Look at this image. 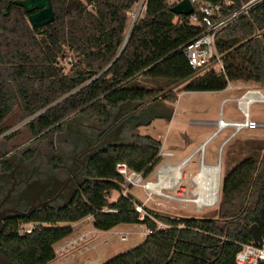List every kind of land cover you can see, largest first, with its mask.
I'll use <instances>...</instances> for the list:
<instances>
[{"label": "trees", "instance_id": "obj_1", "mask_svg": "<svg viewBox=\"0 0 264 264\" xmlns=\"http://www.w3.org/2000/svg\"><path fill=\"white\" fill-rule=\"evenodd\" d=\"M16 1L23 0H0V124L18 107L23 119H30L26 127L32 138L61 132L78 114L108 122V110L125 102L174 104L171 89L179 84H185V92H221L233 82L264 87V1L215 35L224 74L191 69L182 47L204 28L173 14L174 0H147L129 38L123 36L127 14L140 0H87L90 9L76 0H49L55 20L34 32ZM248 1L236 0L226 13ZM68 57L75 62L66 74L60 61ZM133 139L90 160L91 181L67 207L8 222L0 233V256L12 264H48L55 259L54 246L72 234L71 225L88 217L98 231L132 224L151 232L142 244L105 264H235L240 246L251 242L252 225L264 239V142H250L249 156L225 174L218 207L208 216L172 219L145 210L140 219L135 206L141 204L131 195L108 202L124 182L117 163L145 179L159 162V141ZM28 223L46 226L19 236V227Z\"/></svg>", "mask_w": 264, "mask_h": 264}, {"label": "rangeland", "instance_id": "obj_2", "mask_svg": "<svg viewBox=\"0 0 264 264\" xmlns=\"http://www.w3.org/2000/svg\"><path fill=\"white\" fill-rule=\"evenodd\" d=\"M76 3L87 5V0H76ZM88 8L90 9V7ZM143 13L144 6L139 2L127 14L128 20L125 23L123 36L125 35L129 38L132 30L138 25L139 18L143 16ZM55 24H51V26ZM31 29L34 32L35 29ZM74 62L75 59L71 57L60 61V66L63 67L64 73H70ZM184 85L179 84L171 89L177 98L174 104L163 102L165 108L171 110L173 113L169 121L154 119L147 126L140 125L131 132L129 130L127 138L128 143H134L136 141L133 139V136L151 137L161 143L160 149L163 148V150L174 154V158L158 162L152 173L145 178L147 181L155 182V171L161 164L180 165L184 163L183 161L187 160L180 171L181 181L178 189H176L177 191L173 190V193L169 192L167 194H172L178 198L194 200L195 198L191 195V192L197 186L193 184L192 179L198 174L201 163L203 162L205 165H219V183L221 185L225 174L249 156L250 145L248 146V144L250 142H264V129H244L231 137L234 133L232 128L223 127L218 129L216 125L220 117L227 122H241L243 120V116L236 110L234 103L222 104V101L231 95L222 92H185L183 91ZM262 90L264 91V87H262ZM156 101L162 102L161 99ZM154 103H146V105ZM249 116L251 120L263 123L264 104L252 105ZM28 121L29 119H23L18 107L14 108L12 113L0 124V139L4 138L5 141H10L9 145L26 143L32 138L26 127ZM208 139L209 141L206 142L203 153H196L195 150ZM182 190H185L186 194ZM201 191L200 193L203 194L204 191ZM128 194L141 204L138 207L141 208L142 215L147 210L153 214L172 219H190L208 216L217 209L220 198L218 191L216 203L205 207L202 205L200 207L203 208L197 210L192 203L156 197L148 199L143 189L139 187L129 189ZM118 196V192H112L108 197V202H114ZM65 226V224H59L57 227ZM158 226L164 225L158 223ZM89 230H92V226L90 221L87 220L74 227L73 233L69 237L54 246L55 259L48 264H105L116 256L124 254L142 244L146 237L142 235L146 230L142 225L122 224L106 232L96 230L98 233L95 236H92L91 233L86 235L81 234ZM125 233L128 234V238L126 241H121V235L123 236ZM0 264L12 263L5 261L0 256Z\"/></svg>", "mask_w": 264, "mask_h": 264}, {"label": "flooded vegetation", "instance_id": "obj_3", "mask_svg": "<svg viewBox=\"0 0 264 264\" xmlns=\"http://www.w3.org/2000/svg\"><path fill=\"white\" fill-rule=\"evenodd\" d=\"M147 106L143 103L134 110L128 109L116 124L128 120L127 126H131L129 118L141 119L150 112ZM112 119L109 116L108 122H93L78 114L65 122L61 132H49L21 145H9L10 141L0 139V233L10 221L28 219L44 210H61L72 194L75 197L88 182L85 165L94 144H86L83 132L92 136L93 131ZM127 132L129 129L126 135ZM76 143L80 147L75 153Z\"/></svg>", "mask_w": 264, "mask_h": 264}, {"label": "built area", "instance_id": "obj_4", "mask_svg": "<svg viewBox=\"0 0 264 264\" xmlns=\"http://www.w3.org/2000/svg\"><path fill=\"white\" fill-rule=\"evenodd\" d=\"M140 1L142 6L145 4L146 10L147 0ZM181 1L183 0H174V5ZM188 1L193 8V12L187 17L190 18V21L194 26L204 28V30L182 47L183 54L186 57L189 66L194 71L200 70L201 72H205L212 70L217 74H224V57L217 53L215 47V35L238 17L246 15L248 11L264 0H249L248 2L243 3L236 10L229 13L226 12L234 5L236 0H213V2H206L202 0ZM195 9L196 13H194ZM229 87L230 84L228 83L226 88ZM243 99L244 96L236 100L238 108L241 110V114L243 116V120L241 122H227L222 118H219L217 121L218 124H223L224 128H232L234 130L231 137L244 129H264V122L260 123L251 120L248 111L243 107ZM262 100L264 101V99ZM157 157L159 158V162H162L164 159L174 158V154L170 151H165L162 148L160 149ZM180 165H182V163ZM176 166L177 165L168 163L161 164L155 171L156 180L155 182H152L145 180L140 173L130 170L125 163H117L115 165V171L124 180L119 196L127 197L129 195V189L139 187L143 189L148 199L156 197L183 203H192L195 205L197 210L202 209L205 206L197 207L195 202H193V199H183L175 197L172 194H167L178 189V185L181 181V169L177 170ZM182 192L186 194L185 190H182ZM116 200H114V202ZM103 211L109 213L115 212L114 210ZM135 211L139 214V218L143 219L145 213L144 215L141 214L142 210L138 207V205L135 206ZM40 226L46 225L41 223L23 224L19 227L18 235H30L33 230ZM158 228L163 229L165 226H158ZM150 233V230L146 229L142 235L147 236ZM127 238V233L123 234V236L121 235V241H126ZM234 262L235 264H264V239L262 245H256L252 240L247 244L241 245L239 251L235 255Z\"/></svg>", "mask_w": 264, "mask_h": 264}, {"label": "water", "instance_id": "obj_5", "mask_svg": "<svg viewBox=\"0 0 264 264\" xmlns=\"http://www.w3.org/2000/svg\"><path fill=\"white\" fill-rule=\"evenodd\" d=\"M15 5L22 8L25 11V13L28 15V23L30 27L33 29H37L39 27L50 24L55 20L49 0L16 1ZM171 12L175 15L189 16L192 14L193 8L188 0H183L178 4L172 6ZM124 45L122 49L124 48ZM122 49L116 55V57L110 62V64L101 73H99L98 76H100L102 73H104L109 69V67L117 60ZM141 104L143 103H136V102L122 103L115 110H108V115L113 118L109 124H106L105 126L98 128V131H93L91 133L92 136L83 132V134L85 135V139L88 141V142L86 141V144H89L90 146L92 143H94L87 156L85 170H87L89 161L97 153L104 151L105 149L111 146L128 144V138L125 133L126 129L132 131L134 130L135 127H138L140 125L141 126L149 125L151 121L154 119H164L169 121L172 118L173 115L172 111L166 109L163 102L156 101L154 104H149L148 109H150V112L148 114H143L141 119H138L136 117H130L129 119L132 121L131 126H127L128 120H120V122L116 124L115 122L116 120L127 114L129 110L136 109ZM74 117L69 118L67 121L68 122L70 120L72 121ZM84 145L85 143L82 144V147ZM79 147H80L79 143L74 144L75 153L78 152ZM86 181H91V180L86 178ZM72 196L73 194L61 209L67 207L72 202L73 199ZM250 235H251V240L253 241L254 244L256 245L263 244L261 232L257 225H252L250 227Z\"/></svg>", "mask_w": 264, "mask_h": 264}, {"label": "bare ground", "instance_id": "obj_6", "mask_svg": "<svg viewBox=\"0 0 264 264\" xmlns=\"http://www.w3.org/2000/svg\"><path fill=\"white\" fill-rule=\"evenodd\" d=\"M141 2V1H139ZM138 2V4H139ZM137 4V5H138ZM144 6V11H145V4ZM218 129H221L224 127L223 124H218L216 123ZM206 144H202L196 151L200 152L201 154L203 153L204 146ZM194 153V152H193ZM195 154V153H194ZM182 165H177L176 168L177 170L182 169V166L185 165L186 161H183ZM198 174L192 179L193 184H195L197 187L195 188L194 191H192L191 194H193V197L195 198L193 202L197 204V207L200 206H211L214 203L217 202L218 199V191H219V178H220V168L217 165L214 166H209L205 165L203 162L201 163V166L199 168ZM181 171V170H180ZM199 185V186H198ZM204 191L203 194L200 193V191ZM201 191V192H202Z\"/></svg>", "mask_w": 264, "mask_h": 264}, {"label": "crops", "instance_id": "obj_7", "mask_svg": "<svg viewBox=\"0 0 264 264\" xmlns=\"http://www.w3.org/2000/svg\"><path fill=\"white\" fill-rule=\"evenodd\" d=\"M230 87L226 88L225 90L221 91L222 93H227L230 94L231 96L226 97L223 101V103H234L236 110L241 114V110L238 108V105L236 103V100L240 99L242 96H244L243 99V103H244V109L248 111V113L250 112V108L252 105L254 104H264V101L262 99H264L263 93L264 91L262 89H260L257 86L254 85H250V84H245V83H229ZM242 116V114H241ZM221 118V117H220ZM208 140L205 141L208 142ZM204 144V143H203ZM163 146V145H162ZM209 166H214V165H209ZM219 166V165H218ZM90 221L91 226H92V230L86 231L84 233H81L83 235L86 234H92V236H95L98 232L93 228V223H92V218L88 217L78 223L72 224V231L74 229V227H76L77 225L82 224L83 221ZM73 233V232H72Z\"/></svg>", "mask_w": 264, "mask_h": 264}]
</instances>
